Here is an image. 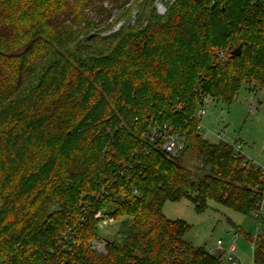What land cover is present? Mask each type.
<instances>
[{"label": "trees", "instance_id": "16d2710c", "mask_svg": "<svg viewBox=\"0 0 264 264\" xmlns=\"http://www.w3.org/2000/svg\"><path fill=\"white\" fill-rule=\"evenodd\" d=\"M154 2L0 0V264H229L162 208H256L264 176L208 141L196 112L205 96L264 93V0ZM152 124L183 139L176 156L144 141ZM106 216L119 239L100 253Z\"/></svg>", "mask_w": 264, "mask_h": 264}, {"label": "rangeland", "instance_id": "374dc122", "mask_svg": "<svg viewBox=\"0 0 264 264\" xmlns=\"http://www.w3.org/2000/svg\"><path fill=\"white\" fill-rule=\"evenodd\" d=\"M165 1L154 2L161 14L166 11ZM94 17L95 14L92 13L91 18ZM253 94H247L246 88L242 87L229 106L208 99L204 103L206 113L201 116L196 113V118L200 120L201 133L208 141L219 142L216 134L222 133L224 142L230 145L240 143L243 154L264 166V93L261 95L255 92V96ZM249 96L254 99L253 112L248 110ZM112 210L111 206H106L103 211L108 214ZM162 213L166 218L182 219L190 224L183 239L193 246L214 247L217 240L221 241L226 250L235 246L234 252L240 260L239 264H252L254 236L264 237L263 220L259 222L254 214L245 215L214 202H209L206 211L198 212L187 198L167 201L163 205ZM119 223V219L114 220L106 216L98 223L95 236L100 237L105 244L119 239ZM235 233H238V236L234 243Z\"/></svg>", "mask_w": 264, "mask_h": 264}, {"label": "built area", "instance_id": "2783aa9c", "mask_svg": "<svg viewBox=\"0 0 264 264\" xmlns=\"http://www.w3.org/2000/svg\"><path fill=\"white\" fill-rule=\"evenodd\" d=\"M219 57L223 58L225 57V52H219ZM209 98L208 96L203 97V102L199 106L198 113L199 116L204 115L206 113V109L204 107V103L207 102ZM249 112L254 111V99L252 96L249 97ZM198 128L201 130V124L199 120ZM217 138L220 141L222 140V133L216 134ZM142 138L146 143L149 145H152L153 147H159V149L167 156V157H174L176 156L179 151L182 150L184 147V141L183 139L177 134V133H169L167 129V125L163 124H152L150 128L142 135ZM224 142V141H223ZM233 150V155L235 157H241L242 158V166L245 167L247 170H250L252 172H259L264 176V166L259 164L258 162L248 158L245 154L242 152V146L240 143L230 145ZM254 191H257L259 193V197L256 201V208L252 211V214L258 217L259 222H261L263 216H264V184H256L254 186ZM72 229L69 228L68 231L63 235V241H67L69 238L70 231ZM233 242L237 240L238 233L234 234ZM256 236H254L255 238ZM91 245L93 248H95L98 252L103 253L105 252V246L106 244L98 237L97 235L93 237L91 240ZM252 249H253V241H252ZM206 250L213 255H221L224 260L229 264H239L240 260L236 256L234 252V247H231L230 249L226 250L222 247V243L220 240H217L215 242V246H209L206 247Z\"/></svg>", "mask_w": 264, "mask_h": 264}, {"label": "crops", "instance_id": "0c3cea01", "mask_svg": "<svg viewBox=\"0 0 264 264\" xmlns=\"http://www.w3.org/2000/svg\"><path fill=\"white\" fill-rule=\"evenodd\" d=\"M246 87V86H245ZM244 87V88H245ZM246 91H247V94H249V92H248V90L246 89ZM260 92V91H259ZM259 92H257L258 94H261V95H263V93L261 92V93H259ZM250 94H252L251 92H250ZM254 95V94H253ZM255 96V95H254ZM264 96V95H263ZM250 97V96H249ZM260 104V103H259ZM262 220L264 221V216H263V218H262ZM261 220V221H262ZM233 225H234V223H232ZM234 239V238H233ZM262 239L264 240V237H262ZM235 243V242H234ZM232 247H235V246H232Z\"/></svg>", "mask_w": 264, "mask_h": 264}, {"label": "water", "instance_id": "95a60500", "mask_svg": "<svg viewBox=\"0 0 264 264\" xmlns=\"http://www.w3.org/2000/svg\"><path fill=\"white\" fill-rule=\"evenodd\" d=\"M239 48H236L232 53L231 55H238L239 54ZM54 210H56V207H54Z\"/></svg>", "mask_w": 264, "mask_h": 264}]
</instances>
